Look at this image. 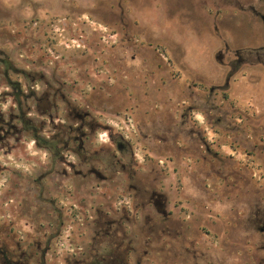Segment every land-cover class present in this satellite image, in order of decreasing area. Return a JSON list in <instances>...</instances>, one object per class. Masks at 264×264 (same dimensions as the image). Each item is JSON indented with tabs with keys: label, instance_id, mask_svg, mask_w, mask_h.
I'll use <instances>...</instances> for the list:
<instances>
[{
	"label": "rangeland",
	"instance_id": "1",
	"mask_svg": "<svg viewBox=\"0 0 264 264\" xmlns=\"http://www.w3.org/2000/svg\"><path fill=\"white\" fill-rule=\"evenodd\" d=\"M262 15L0 0V264H264Z\"/></svg>",
	"mask_w": 264,
	"mask_h": 264
},
{
	"label": "flooded vegetation",
	"instance_id": "2",
	"mask_svg": "<svg viewBox=\"0 0 264 264\" xmlns=\"http://www.w3.org/2000/svg\"><path fill=\"white\" fill-rule=\"evenodd\" d=\"M264 1V0H263ZM262 18L264 19V15H262ZM119 146H121L120 144H119Z\"/></svg>",
	"mask_w": 264,
	"mask_h": 264
}]
</instances>
